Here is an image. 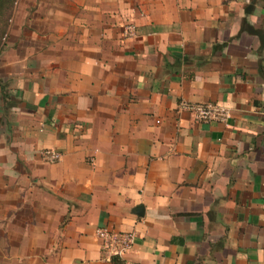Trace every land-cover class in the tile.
<instances>
[{
  "label": "crops",
  "instance_id": "obj_1",
  "mask_svg": "<svg viewBox=\"0 0 264 264\" xmlns=\"http://www.w3.org/2000/svg\"><path fill=\"white\" fill-rule=\"evenodd\" d=\"M22 3L0 49V264H264V0ZM103 227L134 233L122 257Z\"/></svg>",
  "mask_w": 264,
  "mask_h": 264
},
{
  "label": "built area",
  "instance_id": "obj_2",
  "mask_svg": "<svg viewBox=\"0 0 264 264\" xmlns=\"http://www.w3.org/2000/svg\"><path fill=\"white\" fill-rule=\"evenodd\" d=\"M126 31L128 35L133 36L135 34L132 25L126 26ZM179 104L182 109L190 111L194 119L199 122L226 121L230 117L229 110L215 102H190L183 100ZM41 156L46 162H55L60 159L61 153L52 148H45L41 151ZM96 236L101 242L102 249L109 256L114 257H122L123 253L132 246L134 241L133 232L114 231L104 227L96 230Z\"/></svg>",
  "mask_w": 264,
  "mask_h": 264
},
{
  "label": "rangeland",
  "instance_id": "obj_3",
  "mask_svg": "<svg viewBox=\"0 0 264 264\" xmlns=\"http://www.w3.org/2000/svg\"><path fill=\"white\" fill-rule=\"evenodd\" d=\"M16 2L17 0H12L11 2H7L4 8H0V44H2V46L7 40L9 25L13 23V20L11 18L15 17V20H18L19 18V16L14 15L16 13V9L19 8V4H21L22 7L23 3L22 0H19L18 4H16Z\"/></svg>",
  "mask_w": 264,
  "mask_h": 264
},
{
  "label": "trees",
  "instance_id": "obj_4",
  "mask_svg": "<svg viewBox=\"0 0 264 264\" xmlns=\"http://www.w3.org/2000/svg\"><path fill=\"white\" fill-rule=\"evenodd\" d=\"M11 1L12 0H0V8H4L7 2H11ZM0 43H1V39H0ZM0 46L2 47V44H0Z\"/></svg>",
  "mask_w": 264,
  "mask_h": 264
},
{
  "label": "water",
  "instance_id": "obj_5",
  "mask_svg": "<svg viewBox=\"0 0 264 264\" xmlns=\"http://www.w3.org/2000/svg\"><path fill=\"white\" fill-rule=\"evenodd\" d=\"M141 209H142L141 207H138V208L136 209V210H137L136 212H138V214H140ZM139 211H140V212H139Z\"/></svg>",
  "mask_w": 264,
  "mask_h": 264
}]
</instances>
